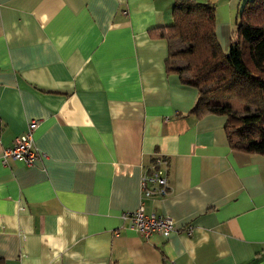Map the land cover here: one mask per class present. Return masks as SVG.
<instances>
[{"label": "crops", "instance_id": "0c3cea01", "mask_svg": "<svg viewBox=\"0 0 264 264\" xmlns=\"http://www.w3.org/2000/svg\"><path fill=\"white\" fill-rule=\"evenodd\" d=\"M175 1L0 0V264H264V156L190 114L198 92L154 38ZM194 1L227 53L253 0ZM32 120L33 165H3ZM158 155L170 192L144 206L174 229L145 239L121 214Z\"/></svg>", "mask_w": 264, "mask_h": 264}, {"label": "trees", "instance_id": "16d2710c", "mask_svg": "<svg viewBox=\"0 0 264 264\" xmlns=\"http://www.w3.org/2000/svg\"><path fill=\"white\" fill-rule=\"evenodd\" d=\"M214 27V5L176 0L172 23L158 29L154 38L169 44L167 72H176L184 85L198 92L190 114L226 117L229 146L264 156V0L243 7L227 53ZM173 44L181 47L174 50ZM224 100H235L258 114L237 116Z\"/></svg>", "mask_w": 264, "mask_h": 264}, {"label": "built area", "instance_id": "2783aa9c", "mask_svg": "<svg viewBox=\"0 0 264 264\" xmlns=\"http://www.w3.org/2000/svg\"><path fill=\"white\" fill-rule=\"evenodd\" d=\"M39 125L38 121H30L24 133L15 139L13 146L3 150L1 161L5 165L8 159L18 161L25 166H32L38 156L33 143V134ZM169 162L163 156H156L152 165L143 172L141 177L140 202L135 211L121 214L124 222H129L132 230L145 239L151 236L167 237L174 229V221L170 217L147 213L144 200L163 198L170 192L167 181Z\"/></svg>", "mask_w": 264, "mask_h": 264}, {"label": "rangeland", "instance_id": "374dc122", "mask_svg": "<svg viewBox=\"0 0 264 264\" xmlns=\"http://www.w3.org/2000/svg\"><path fill=\"white\" fill-rule=\"evenodd\" d=\"M172 47L174 49L177 47L179 48L181 46H180V44H178V45L173 44ZM223 103H224V105L230 107L235 112V114L237 116H247V115H251V114H258L257 111H255L253 109H249V108H247V106L242 105L235 100H224Z\"/></svg>", "mask_w": 264, "mask_h": 264}]
</instances>
